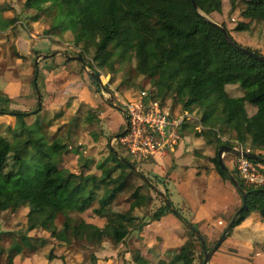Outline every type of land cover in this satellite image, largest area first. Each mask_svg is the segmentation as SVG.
<instances>
[{
  "label": "trees",
  "instance_id": "16d2710c",
  "mask_svg": "<svg viewBox=\"0 0 264 264\" xmlns=\"http://www.w3.org/2000/svg\"><path fill=\"white\" fill-rule=\"evenodd\" d=\"M234 1L230 0L231 11L236 7ZM195 2L196 7L191 0H24V7L35 9L28 17V24L38 22L47 14L51 27L46 33L71 34L73 46L79 48L77 54L81 62L91 70L87 71L90 89H99L101 70L115 74L118 72L116 63L124 67L133 60L136 76H142L140 85L147 93L145 99L158 101L161 107L170 102L171 109L179 105L198 117V121L183 124V132L198 124L201 126L199 131L193 130L194 135L215 146L214 156L209 161L231 183L228 173L220 168L217 156L222 144L231 145V132L247 130L250 141L244 150L251 153L257 150L264 158V62L241 51L237 47L241 44L232 38L223 23L220 25L233 43L210 22L208 16L222 10L221 0ZM239 2V14L248 21H237L231 30L245 31L254 21L264 22V0ZM56 14L62 16L53 23ZM246 48L264 55L260 50ZM88 50L92 51L90 59L84 55ZM63 61L66 63L70 59L66 56ZM33 67V85L38 88V65ZM227 84H238L242 95L230 96L225 88ZM130 87H134V82L126 81L120 89L125 93ZM38 106L36 103L34 109ZM1 114L13 116L14 123L5 125L10 139L0 133V213L15 212L23 204L29 209L26 230L0 232V238L6 236L11 240L5 250V264H13L23 250H36L28 234L31 230H47L56 245L85 243L91 248H100L104 242L124 243L128 232L125 224L137 220L135 209L150 207L153 202L151 189L160 193L152 180L146 176L150 181L147 183L134 171V163L128 157L111 148L97 165L99 173L89 172L95 164V144L99 140L92 130L89 140L68 148L67 142L55 139L49 144L27 124L29 116L34 117L32 122L40 123L35 111L10 110L0 103ZM62 116L60 110L49 120ZM72 123L79 127L85 121L78 112ZM57 130L59 126L48 135L50 139L56 136ZM118 131L122 132L123 128ZM228 171L246 195V209L238 215L233 227L252 212L259 214L264 225V186H245L233 171ZM165 196L168 198L166 193ZM172 205L171 201L167 205L162 199V204L150 214L147 222L173 212ZM87 210H90V217L103 220V224L88 222L82 215ZM62 211H65L64 219L56 225L55 220ZM174 214L184 225V240L176 248L165 250L156 264H195L196 261L201 264L204 250L216 242L224 229L207 244L193 221L178 211ZM144 222L133 226L139 230L147 223ZM186 222L197 228L203 244ZM52 250L55 248L47 251L46 259L56 258ZM94 251L90 255L92 262L98 259ZM129 252L135 264H149L139 249L131 247ZM122 261L126 264L124 259Z\"/></svg>",
  "mask_w": 264,
  "mask_h": 264
},
{
  "label": "rangeland",
  "instance_id": "374dc122",
  "mask_svg": "<svg viewBox=\"0 0 264 264\" xmlns=\"http://www.w3.org/2000/svg\"><path fill=\"white\" fill-rule=\"evenodd\" d=\"M222 1V10L221 12L217 13L214 12L213 14L208 16L212 21L217 23H223L230 31L232 38L241 44L243 47H249L251 49H257L261 52H264V22L261 21H254L251 23L250 28L245 31H235L231 30L237 21H248L247 19H243L238 10V4L240 3L239 0H235V9L230 10L231 2L230 0H221ZM0 12L2 15L0 16V25H3L9 17L16 18V29L12 28L10 33L8 31H4L3 34L8 33V41H1L0 42V87L6 88L7 91L14 92L20 88V91L24 94L28 89H33L32 86V78H33V68L32 61L37 59L38 55L41 53H48V52H61L65 53L70 56H77V52L79 48L74 47L72 44V37L69 32H65L62 35H53L46 33V30L51 27V19L49 15L43 16L37 23L28 24V17L35 13V9H27L24 7V0H0ZM9 16H3V15ZM62 14L55 16V20L53 23H56L60 19ZM8 17V18H6ZM12 20V19H11ZM10 20V21H11ZM13 21V20H12ZM16 31V33H15ZM13 33L15 35L13 36ZM19 33V36H17ZM2 34V35H3ZM32 34V35H31ZM20 38L21 41L16 43V40ZM15 51L21 56L19 57ZM264 54V53H262ZM86 59H90L92 56V51L88 50L84 53ZM25 58H23V57ZM56 61L59 63L61 57L56 56ZM35 61V60H34ZM116 68L118 72L115 74L109 73L107 69L101 70L99 72V81L100 85L103 86V94L107 99H111V96L118 95L119 98L124 100L130 99V101H136L140 98H144L147 96L146 91L141 89L140 81L142 76H136L133 67L134 61H131V64L119 65L116 63ZM88 72H90V68L87 67ZM111 77L113 79L111 80ZM34 79V78H33ZM114 80V81H113ZM127 83L133 84L134 87L128 88V91L122 93L121 86ZM237 89L241 91V88L238 84H236ZM101 88V87H100ZM127 90V87H126ZM40 92V91H39ZM40 95V93H39ZM1 98H5L6 96L0 95ZM41 98V95H40ZM38 99V98H37ZM65 97L62 99H58L59 103L63 104L65 102ZM147 101H152L150 98ZM169 101V100H168ZM73 107L70 111L66 112L61 118L57 120L50 121V117L55 116V112L48 111L41 103L37 109H34L35 106H31V110L35 111L37 117L40 118V123L38 125L32 120L34 119L33 116L27 117L26 121L27 124L35 130L36 133L42 134L48 143H54V139L56 141L67 142L68 148L76 147L80 143H85L87 140L90 139L89 131L92 130L99 136V140L96 142V150L94 151L95 157V164L90 167L89 172L99 173L97 169L98 163H100L104 158L108 155L109 146L107 145L108 140L111 139V135L118 132L119 127H125V119L120 110V108H115L114 112L109 113V116H106L105 119H101L99 117L98 111L103 112L105 107L104 105H99L95 107H90L89 104L84 103L83 101L75 100L73 101ZM170 102H167V106L169 107ZM4 107H7L10 110H20L26 109L23 105L20 104H3ZM122 107V106H120ZM165 107V108H166ZM180 106L177 105L175 107L179 110ZM262 111L264 112V104L262 106ZM84 118L85 123L80 124L79 127H74L72 123V119L75 117L77 113ZM194 114V113H193ZM1 115H8V114H1ZM195 115V114H194ZM11 116V115H9ZM11 117H2L0 116V133L5 136L6 138L10 139V134L5 128V125L9 121H11ZM106 122V123H105ZM109 123V125H107ZM40 126V127H39ZM56 136L50 139L48 135H50L56 128H58ZM188 132L187 130L184 132ZM190 132V131H189ZM229 141L231 143L230 146L238 147L242 144L243 150L245 146L249 144L250 135L244 128L241 129L239 133H236L234 136L229 137ZM222 140H225L224 138ZM240 143V144H239ZM113 148H118L119 145L117 142L114 143ZM212 155L215 151V146L212 147ZM254 153H260L257 150L253 151ZM120 154L122 156L127 157L126 151L121 150ZM191 154L196 157V155L191 152ZM230 156H232L233 161L235 160L237 155H225V164L228 165V168H231V171L236 174L237 173L234 169V163L229 162ZM74 160L72 161V164ZM71 164V165H72ZM141 171L148 176L154 184L158 185L161 183L160 180L163 179L161 173L155 174L150 172L146 169V166L141 167ZM167 187L170 189L171 194H169V199H171L173 206L178 210L182 211L181 207L183 202V197H181L176 191L175 188L171 186L170 183L167 184ZM153 196V202L151 203L150 207L146 209H135L134 215L137 217V220L133 221L132 223L125 224L127 227L128 232H126L124 241L126 246H121L119 249V245H113L109 243H105L104 246L102 245L100 248L98 246L90 247L84 244H77L74 243L70 246L67 245H56L51 238L49 237V232L47 230H31L28 232L29 236L31 237L34 245L35 251L30 252L28 250H23L22 253L17 255L14 258L13 264H98L97 259L96 262H92L90 259V255L92 254V250L94 251L97 257H107L111 255L115 259L114 264H122L120 260L117 259L116 253L121 256L119 258L128 257V254H124L125 247L130 248V244L134 245H142V238L139 236V230L134 227L135 225L143 224V222L149 219L150 214L157 210L158 207L162 204V198L160 193H164L163 188L159 189L160 193H156L152 189L149 191ZM167 194V193H166ZM180 202V206L179 203ZM128 207V204H125V208ZM174 208V209H175ZM28 206L27 204L21 205L15 212H2L0 213V232L7 231V230H26L27 229V222H28ZM90 210H87L82 215L86 219H94L89 215ZM187 209L185 210V213ZM174 213V212H173ZM256 215V214H255ZM65 216V211L59 213L57 219L55 220V224L59 225ZM189 219V216L186 215ZM259 218V217H258ZM260 219V218H259ZM257 220V215H256ZM97 224H102L101 220L94 219L93 220ZM146 221L144 223H146ZM134 225V226H133ZM210 239L208 238L207 244L209 243ZM11 240L6 236L0 238V264H5V250L8 248ZM255 252L261 253L264 251V242H255ZM51 248H55L53 253L56 255V258L53 260H48L45 258L47 251ZM102 249V250H101ZM119 249V250H117ZM116 252V253H115ZM61 255V258H59ZM132 262V261H130ZM264 263V259L261 260ZM108 264V263H107ZM133 264V263H132ZM175 264H181L180 262H176ZM195 264H198L196 261Z\"/></svg>",
  "mask_w": 264,
  "mask_h": 264
},
{
  "label": "crops",
  "instance_id": "0c3cea01",
  "mask_svg": "<svg viewBox=\"0 0 264 264\" xmlns=\"http://www.w3.org/2000/svg\"><path fill=\"white\" fill-rule=\"evenodd\" d=\"M1 15L2 13L0 12V16ZM3 16L9 15L4 14ZM17 22L16 18L9 17V20L3 23V25H0V42L3 40L8 41V33H10L12 28L16 29ZM34 23L37 22H33L32 24ZM6 30L8 33L3 34ZM15 33H13V36ZM17 36H19V33ZM19 40L21 41V39L18 38L16 43H19ZM48 54L51 55L46 56ZM56 56L61 57L59 63L55 59ZM66 56L67 54L65 53L55 51L39 54L37 59L32 61V67L38 65V88H34L35 82L33 78V89L27 88L24 94L20 91V88L12 92L7 91L6 88L0 87V95L6 96L5 98L0 97V103L20 104L23 105L24 108L26 107V109H20V111H27L31 109L30 107L32 105L36 106V103L41 100L42 105L48 111L54 110L56 114L57 111L62 110L64 115L72 109L74 104L73 101L79 100L89 104L90 107L99 105L107 107L103 112L98 111L99 117L105 119L106 116H109V113L114 112V109L118 108L117 105L113 104L112 99H107L104 96L102 90L103 86L100 85L97 90L89 88V79L87 78L88 72L86 71L84 63L73 59L64 63L63 58ZM236 86V84H227L225 86L226 91L232 97L242 95V91H239ZM37 90L38 92L40 91L39 93L41 95V98L39 95V99H37ZM64 97L66 98L65 102L60 104L58 99H63ZM5 99L8 100L4 102ZM0 116L11 117L12 120L7 124L14 123L13 116ZM107 125H109V123H107ZM200 128L196 129L195 126L188 129V132L182 134L179 144L176 145L172 151L166 154L155 155L153 159L151 158L147 162H144L139 168L142 170L141 167L146 166V169L150 172L156 175L161 173L163 176H166L160 180V184L159 182L158 185L155 184L157 190L159 191L160 188H163L164 193H167L169 197L171 192L167 184L170 183L171 186L175 188V191L183 197L182 206H180V202L178 203L182 211L178 210L173 205L172 207L185 218H187L186 215H188V220L193 221L197 228L204 234L206 243L208 238L210 239L208 243L210 244L220 231L225 228L235 210L241 204V197L221 171L209 161V158L214 156V154L212 155V147L214 145H208L205 143L203 137L194 135L193 130L199 131ZM119 133V131L117 133L114 132L111 138ZM236 133L237 131L235 130L230 134L234 136ZM223 138L225 139V137L221 139ZM109 141L110 139L107 143L108 146ZM192 151L196 157L191 154ZM228 154L231 155V153H225L223 157ZM223 160L225 164V158ZM229 162H231L232 165V156H230ZM226 166L227 169H229L228 165ZM229 170H231V168ZM169 200L171 201V199ZM186 209L187 212L185 213ZM255 214L257 215V220ZM258 217L260 218L257 212H252L240 224L232 227L227 232L220 247L211 255V259H209L207 264H264L261 262V260L264 259V251L261 253H256L254 251L255 242H264V225ZM86 220L97 224L92 219ZM101 221L103 224V220ZM102 224L97 225L101 226ZM138 233L142 238V245H135L136 243H134V245H129L130 248L135 247L139 249L144 257L149 260V264H156V261L160 257H163L165 250L176 248L183 242L184 225L177 216L171 212L161 216L158 220L147 222L139 229ZM125 242L127 243L125 240L124 243L118 244V248L120 249L123 245L126 246ZM105 243L109 242H104L103 246ZM130 248L125 247L122 249L125 250L124 254H128V257L123 256V258H119L121 256L115 252L118 256L117 259L120 260L122 264H124L122 259L126 261V264H135L130 256ZM98 258V264L115 263V259L111 255Z\"/></svg>",
  "mask_w": 264,
  "mask_h": 264
},
{
  "label": "built area",
  "instance_id": "2783aa9c",
  "mask_svg": "<svg viewBox=\"0 0 264 264\" xmlns=\"http://www.w3.org/2000/svg\"><path fill=\"white\" fill-rule=\"evenodd\" d=\"M145 98L147 96L127 101L113 95L112 99L124 116L125 127L123 134L110 139L109 148L116 150L118 154L125 150L128 159L139 170L144 162L157 154L172 151L179 144L184 133L183 124L198 121V117L187 110L161 107L158 101L149 102ZM199 128L200 125L196 126V129ZM115 142L118 143L119 150L113 148ZM238 149L243 150L241 145ZM233 163L237 177L245 186H264V162L237 155Z\"/></svg>",
  "mask_w": 264,
  "mask_h": 264
},
{
  "label": "water",
  "instance_id": "95a60500",
  "mask_svg": "<svg viewBox=\"0 0 264 264\" xmlns=\"http://www.w3.org/2000/svg\"><path fill=\"white\" fill-rule=\"evenodd\" d=\"M192 4L194 7H196V2L195 0H191ZM209 20V19H208ZM210 22L215 25L216 27H218L222 33L224 34L225 38L230 42V43H233V41L231 40L229 34L227 33V31L225 30V28H223L219 23L215 22V21H212L210 20ZM237 47L243 51L245 54H247L248 56L252 57V58H255V59H258L262 62H264V55H261V54H257L255 53L254 51L252 50H249L247 49L246 47H243V46H238ZM51 54H48L46 56H50ZM67 58L69 59H73V60H79V61H82L81 60V56L77 55V56H70V55H67ZM83 63V62H82ZM37 97L39 99V92L37 90ZM111 99H113V96H111ZM40 103V101H38V104ZM124 131L120 132L119 134L115 135L114 137H117L118 135H121L123 134ZM225 153H231L233 155H242L246 158H249V159H253V160H258V161H262L264 162V158H262L259 154H255V153H251L247 150H240L236 147H233V146H230V145H226V144H222L218 149H217V156H218V162L220 164V168L222 169V171L228 173L229 175V178H230V181L232 183V185L239 191L240 195H241V205L239 208L236 209V211L234 212L233 216L231 217L230 221L227 223V225L225 226L224 230L222 231V233L220 234V236L217 238L216 242L213 243L211 245V247L208 249V250H204V254H203V261L201 264H207V262L209 261L211 255L213 254V252L220 246V244L223 242V240L225 239L226 237V234L227 232L233 227L234 225V222L236 220V218L238 217V215L244 210L246 209V195H245V192L244 190L240 187L237 179L232 175L230 174V172L228 171L227 167L225 166L224 164V161H223V154ZM132 168L134 169V171L138 172L143 178L144 180L147 182V183H150L149 179L146 177V175L141 171L139 170L135 165L132 164ZM157 189V188H156ZM161 195V198L164 200V202L167 204V205H170V200L165 196V194L163 193H160ZM172 211L174 213H177V211L172 208ZM194 233V235L196 237H198L200 239V242L201 244H203V238L202 236L200 235L199 231L197 230V228H195L192 224L186 222L185 223Z\"/></svg>",
  "mask_w": 264,
  "mask_h": 264
}]
</instances>
